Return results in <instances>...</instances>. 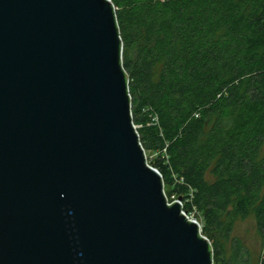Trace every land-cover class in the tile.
Segmentation results:
<instances>
[{
    "label": "water",
    "instance_id": "water-1",
    "mask_svg": "<svg viewBox=\"0 0 264 264\" xmlns=\"http://www.w3.org/2000/svg\"><path fill=\"white\" fill-rule=\"evenodd\" d=\"M110 0H0V264H213L131 116Z\"/></svg>",
    "mask_w": 264,
    "mask_h": 264
},
{
    "label": "trees",
    "instance_id": "trees-1",
    "mask_svg": "<svg viewBox=\"0 0 264 264\" xmlns=\"http://www.w3.org/2000/svg\"><path fill=\"white\" fill-rule=\"evenodd\" d=\"M133 124L213 264H264V0H110ZM254 220L258 255L234 236Z\"/></svg>",
    "mask_w": 264,
    "mask_h": 264
},
{
    "label": "rangeland",
    "instance_id": "rangeland-1",
    "mask_svg": "<svg viewBox=\"0 0 264 264\" xmlns=\"http://www.w3.org/2000/svg\"><path fill=\"white\" fill-rule=\"evenodd\" d=\"M146 158L149 164V161H151V159L153 158L150 153H146ZM166 192L168 193L169 188H165ZM164 190V193H165ZM165 195L168 197L169 200H171V197H174L173 195L168 196L166 193ZM194 220L197 219L195 212H191L189 214ZM200 225V222H199ZM233 235L240 238L243 243L246 245V247L251 251L252 255H253V260H256V257L258 255V248H259V244L257 242V238H256V230H255V225H254V220L251 217L246 218L245 220L239 222L233 232Z\"/></svg>",
    "mask_w": 264,
    "mask_h": 264
},
{
    "label": "built area",
    "instance_id": "built-area-1",
    "mask_svg": "<svg viewBox=\"0 0 264 264\" xmlns=\"http://www.w3.org/2000/svg\"><path fill=\"white\" fill-rule=\"evenodd\" d=\"M145 156H146V154H145ZM146 160H147V158H146ZM147 163H148V161H147ZM164 194H165V193H164ZM171 198H172V199H175L174 197H171ZM165 199H166V202H169V201H170L166 195H165ZM178 202H179V204H180L181 212L185 214V216H186V218H187L188 220H189V219H192V218H190L191 216L189 215V213H188V212H185V211L183 210V205H182V200H181V198H178ZM192 220H194V219H192ZM199 230H200V225H199ZM200 232H201V230H200Z\"/></svg>",
    "mask_w": 264,
    "mask_h": 264
}]
</instances>
